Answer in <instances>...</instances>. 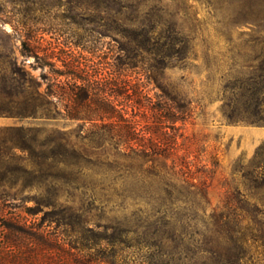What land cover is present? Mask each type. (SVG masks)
<instances>
[{
  "label": "trees",
  "instance_id": "trees-1",
  "mask_svg": "<svg viewBox=\"0 0 264 264\" xmlns=\"http://www.w3.org/2000/svg\"><path fill=\"white\" fill-rule=\"evenodd\" d=\"M5 9L7 35L46 87L27 71L0 77V114L18 121L0 125V264H264V160L246 168L245 190L213 207V168L159 160L178 151V123L194 111L165 72L209 27L231 53L225 118L264 126V0H6Z\"/></svg>",
  "mask_w": 264,
  "mask_h": 264
},
{
  "label": "rangeland",
  "instance_id": "rangeland-1",
  "mask_svg": "<svg viewBox=\"0 0 264 264\" xmlns=\"http://www.w3.org/2000/svg\"><path fill=\"white\" fill-rule=\"evenodd\" d=\"M203 17L205 12L195 1L191 2ZM6 0H0V77L2 74L9 76L12 70H16L17 78L21 71L28 74L40 83L39 89L46 87L41 77L42 70L34 68L32 57L25 56L21 51L19 40L9 38L12 28L9 24H3ZM47 14H40V16ZM51 16L49 20L54 21ZM54 23H59L54 21ZM246 29V28H244ZM195 48L191 58L185 63H177L165 72L166 82L182 96L192 99L194 107L192 117L184 123H178L182 127L184 137L179 140L178 151L170 157H161L167 165L172 160H195L198 165L213 168L208 171L206 178L211 183L209 199L211 206H216L222 200L223 194L236 186L245 190L247 179L246 168L253 160H264V126L247 122H232L225 118L222 111L223 87L226 83L227 70L230 67L231 53L223 45L221 39L212 27L201 30L195 40ZM84 59H90L89 63L99 68L105 74L117 75V68L112 69L106 63L105 58L93 56L88 52L78 50ZM124 74H133L130 70L122 71ZM146 88L150 93L159 92L153 80L146 82ZM18 123L14 118L0 114V125ZM26 122V121H25ZM60 125H74L60 121ZM216 164V165H214ZM194 169V168H193ZM200 174V173H198ZM248 185V184H247ZM250 190V188L248 189ZM250 192L255 193V189ZM28 202L26 205H32ZM28 219L38 220L40 215L27 216Z\"/></svg>",
  "mask_w": 264,
  "mask_h": 264
}]
</instances>
